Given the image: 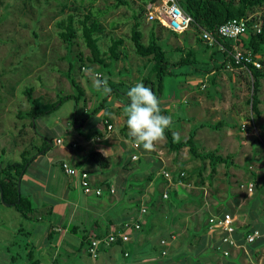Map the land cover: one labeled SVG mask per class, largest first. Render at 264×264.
I'll use <instances>...</instances> for the list:
<instances>
[{"label":"crops","instance_id":"0c3cea01","mask_svg":"<svg viewBox=\"0 0 264 264\" xmlns=\"http://www.w3.org/2000/svg\"><path fill=\"white\" fill-rule=\"evenodd\" d=\"M150 33L158 38L160 46L163 44L161 47L165 53L167 49H171L179 52L180 57L192 56L193 50L197 47L196 39L187 38L186 31L174 33L160 24L151 25L147 29V42ZM160 35H163V39ZM182 35L184 36L181 37ZM169 37L175 38V45L167 42ZM180 57L174 61L171 57L168 59L172 61L171 63H176ZM142 70H146L148 77H142L140 82L145 78L154 77L151 72L152 63L148 60L142 65ZM203 76L206 78L208 75L195 73L193 67L187 69L181 73L179 82V87L184 90L182 99L179 102L175 99H166L163 107L159 104L160 109L167 112L168 116L177 118V124H180L181 129L187 126L190 118L195 117L196 108L203 102L192 89V86L196 87L198 83L205 81ZM111 92L114 94V91ZM112 93L108 94V97L110 102L115 103L112 100ZM129 102V98L125 100L127 105ZM181 104L187 105V121L176 116ZM100 109L102 119L92 130L85 131V126L90 124H78L74 119L72 124H56L58 135L54 138L42 134L35 136L32 133L39 141L38 144L37 142L32 144L40 145L41 138L55 141L53 140L43 155L37 156L30 163L18 180L19 193L31 201L32 212L24 217L13 206L3 204L0 199V264H264L263 165L260 164L258 169H253L250 175H246L235 162L237 158H233L232 166L226 168L220 164L216 166L212 176L209 175V169H206L205 176L208 178L202 180L197 195L193 196V200L195 198L198 200L196 202L190 200L194 207L189 206L184 210L183 219H177L175 214L163 216L164 219H161L159 214L165 204L154 201L156 189L152 183V173L141 174L139 167L129 165L130 162H139L140 154L137 151L142 147L134 149L133 138L130 142L121 137L119 131L123 129L128 131L124 113L120 112L118 104L110 103L108 108L101 105ZM107 125L112 127L111 130L106 129ZM220 126L222 127V124ZM97 137L100 138L99 141L96 140ZM122 145L131 146L133 149L126 151ZM215 149L217 148L213 150ZM92 153L107 159L108 167L105 169L99 167L92 158ZM152 153L163 166L160 154L154 151ZM125 154L126 161L123 160L122 163V155ZM133 154L138 155V160L131 159ZM228 154L236 156L233 153ZM222 155L227 153L221 152L220 156ZM61 162H67L88 172L92 185L102 189L101 195L84 194L77 182L59 169ZM162 172L164 170L159 175H162ZM180 173L182 172L178 169V174ZM177 175H172L174 177L172 182L165 180L163 186L159 188L160 200L169 198L168 194L167 198H162V194L167 193L169 186L177 192L180 186L190 187L183 185L181 180L178 181ZM142 181V184L138 183ZM249 183L254 185L251 192L247 191ZM111 187L114 189L112 195L108 193ZM116 187L123 191L131 189L137 194L136 198L127 200L132 206L123 208L119 213L114 210L115 205L122 201L118 190L116 195ZM180 196L176 194L180 199L179 203H182L183 198ZM136 202L140 206L134 210L132 207ZM147 206H150L151 211ZM141 210L145 212L142 214ZM225 212L235 219L236 232L233 237L237 244L236 247L222 246L228 249L227 256H223L216 249L218 236L210 234L206 225L208 217ZM200 213L206 215L205 219H201ZM178 222L181 223V229L176 236L174 235L176 232H173L169 234V239L165 237L154 239L159 230L165 229L167 225L169 227L168 223H172L176 230ZM124 223H137L140 228L129 232L126 243L100 248L97 257L93 258L87 250L88 242L120 230ZM252 230H258L260 236L254 242L246 243L245 235ZM161 241H165V245L160 244ZM163 250L164 256L161 255Z\"/></svg>","mask_w":264,"mask_h":264},{"label":"rangeland","instance_id":"374dc122","mask_svg":"<svg viewBox=\"0 0 264 264\" xmlns=\"http://www.w3.org/2000/svg\"><path fill=\"white\" fill-rule=\"evenodd\" d=\"M72 1L0 0V167L19 162L23 149L28 148L32 143H39L36 135L33 136L31 132L32 129L29 126L31 120L21 116L30 107L23 92L25 88H32V96L36 99L40 109L43 105L60 100L64 95H75L76 90L66 78V72L71 66L72 77L83 89L84 99H91L84 103L80 99L77 105L72 99L60 101L59 106L53 111L36 118L34 125L37 134L54 138L58 135L56 124H72L74 119L78 124H90V126H85V131L92 130L94 125L100 123L102 119V117L100 118L101 105L108 108L110 103L118 104L120 112L124 113V108L127 106L125 100L128 99L127 91L137 83H141L142 77H148L146 70H142V65L146 63L147 59H142L134 54L132 43L129 41L130 29L135 21L134 16H137L139 10L142 9V18L138 17L137 21L140 24V31H142L141 40L144 43L147 42V29L152 22H147L145 14L148 6L151 9H157L161 0H126L127 5L117 8H110L112 0H94L93 3L89 0H78V3L74 5ZM74 8L77 9V12L73 11ZM87 10L93 13L102 28L99 41L101 49L106 50L109 38L122 37L125 41L121 52L125 58L121 57L112 63L106 58L105 62H110V64L107 63L109 66L101 67L96 63L87 62L90 53L80 38L77 37L70 47L58 38L54 26L55 20L73 12L77 17H80L86 14ZM262 13H264V6L256 8L251 16H259ZM186 34L187 38L197 39L196 31L192 27L186 30ZM160 37L163 39V35ZM242 38L246 37L243 35ZM167 42L175 45V38L169 37ZM196 46L193 50L195 59L193 64L174 68L171 70V75L163 77L160 105H164L166 99H175L178 102L182 99L184 90L179 87V82L181 73L187 69L195 67L205 70L214 65L218 71L214 73L213 77L206 76L207 80L203 76L205 81H202L201 84L198 83L197 86L195 85L196 87L192 86L196 96L203 101L196 108L195 117L190 118L187 126L181 129L180 124H177V118L171 116L173 123L168 130L176 141H180L185 140L189 131L197 124L206 122L214 124L220 121L222 127H218L217 130L204 127L196 131L194 143L198 151L207 152L217 148L215 153L219 155L221 152L227 153V155L233 153L236 156L231 155L232 159L237 158L234 161L239 164L244 174L250 175V171L258 169L260 164L264 166V80L262 79L260 82L259 115L256 116L251 113L250 105L247 102L250 96L248 72L242 67H232L229 63L225 69L219 68L218 63H215L221 59L219 54L216 55L214 64H212L208 59L210 49H206L205 46L198 43ZM166 53L167 58L171 57L173 61L180 57L179 52H174L171 49H167ZM257 59L263 62L260 69H264V50L257 55ZM94 74H99L101 78H107L108 87H112L111 91H114L115 94L111 92L112 100L115 103L110 102L108 94L97 91L93 87L92 77ZM150 81L156 85L154 77H151ZM146 86L149 87V85ZM93 95L95 97H92ZM186 107V104H181L176 116L187 121ZM86 112H88L87 118L84 115ZM250 119L260 130L258 136H244L239 129L241 123H246ZM42 127L45 128L42 129ZM63 127L69 128L65 125ZM119 132L125 141L132 142V137L127 130L123 129ZM122 147L126 151L133 149L128 145H122ZM137 152L140 154L139 162H130L129 165L139 167L141 174L142 172L152 173V183L156 189L154 201L157 200L159 203L165 204L159 218L164 219L163 216L175 214L177 219H183L184 210L189 206L194 207L193 202L198 200L196 198L193 200V196L197 195L202 180L208 178L205 176L206 169H209L207 162L193 157L186 148L178 152L169 151L165 145V139L158 142L154 150L160 154L163 166L159 164L157 157L152 153L153 151L148 152L141 148ZM126 156L127 154L122 155V163L123 160L126 161ZM173 158L174 160H172ZM178 169L184 173L181 183L190 187L177 186L179 188L177 192L169 186L167 189L169 198L160 200L158 198L159 188L166 180L159 175L160 172L164 170L171 176H176ZM138 183L142 184L143 181ZM117 190L122 201L117 206L115 205L114 210L119 213L123 208L132 206L127 200L136 198L137 194L131 189L123 191L116 187V195ZM170 191H174L175 194ZM177 193L183 198L182 203H179L180 199L176 197ZM139 206V203L136 202L133 203L132 208L135 210ZM147 209L151 211L150 206H147ZM199 216L201 219L206 217L204 213H200ZM178 223L176 230L172 223H168L169 227L167 225L165 229L159 230L154 239L158 240L160 237L169 239V234L173 232H176L174 234L176 236L178 230L181 229V223ZM161 255L164 256L162 253Z\"/></svg>","mask_w":264,"mask_h":264},{"label":"trees","instance_id":"16d2710c","mask_svg":"<svg viewBox=\"0 0 264 264\" xmlns=\"http://www.w3.org/2000/svg\"><path fill=\"white\" fill-rule=\"evenodd\" d=\"M89 1L91 3L94 2V0ZM72 2L74 5L78 3V0H73ZM177 3L179 7L192 19L190 27L196 31V43L205 46L206 49H210L211 52L209 53L208 59L212 62V64H214V58L216 55L219 54L221 59L215 62L218 63L219 68L225 69L227 63H229L232 67H243L248 72L250 77V96L247 102L250 105L251 113L256 116L259 115L258 106L260 104V100L258 92L260 89V82L262 79L264 80V69L255 67L251 62L246 63L242 61L241 63L236 64L231 56L232 46L227 40L215 37L216 43L209 46L201 40L200 33L201 30L214 33L219 25L230 19L245 18L250 16L247 32L244 34L246 38L243 39L242 36H240L236 41V45L239 47L243 56L249 57L251 61H256L260 65L263 64L261 60L257 59V55L264 50V13L259 16H251V13L256 8H262L264 6V0H177ZM125 5H127L126 0H112L110 8H117ZM73 11L77 12V9L74 8ZM74 12L66 14L64 17L55 20L54 26L56 28V34L63 43L70 47L72 42L77 37L80 38L90 53V58L87 59V62L96 63L101 67H108L109 65L107 63L110 64V62L112 63L118 61L121 57L125 58V55L121 52V48L123 47L125 41L122 37L109 38L106 50L103 51L99 45L102 28L100 27L97 18L94 17L93 13L89 10L86 11V14H83L80 17H77ZM142 12L143 10L140 9L137 16H134L135 21L130 29L129 41L132 43L135 55L140 58L147 59L150 63H152L151 72L153 73L154 80H156V85H154V82H151L149 78L143 79L141 83L149 85L159 99L163 89V77L171 75V70L174 68L183 65L190 66L195 62V59L193 58V55L184 56L180 57L176 63H171L167 58L165 51H163L162 47L158 44V38L154 37L153 33L149 34L148 42L143 43L141 40L142 32L140 31V24L137 21L138 17L142 18ZM254 23H258L260 26L259 33L252 29V25ZM158 24V21L154 20L151 25L155 26ZM106 58L110 62H105ZM193 69L197 74L209 75L212 73V76H214V73L218 71V68L214 65L205 70L195 67H193ZM71 70L72 67L69 66V69L66 72V78L68 79L70 85L76 90V94L64 95L60 98V100L52 104L43 105L42 109L38 107L36 99L32 96V88L24 89L23 92L30 104V107L23 115L21 114V116L31 120L29 126L34 135H38L34 125L36 118L53 111L59 106L60 101L72 99L76 104L80 99L83 100V103L86 101L84 99V91L72 77ZM161 115L168 116L167 112L162 109ZM87 116L88 115H86V117ZM219 126L220 122H216L214 124L199 123L191 129L185 140L180 141H176L172 133L167 129L165 132V145L171 152H178L181 149L186 148L193 157L207 162L209 166V175L212 176L215 173L216 166L220 164L224 165L226 168L232 166V157L230 154L220 156L215 153V150H213L214 152L198 151L194 143V136L196 131L200 128L209 127L211 129H217ZM52 143V139L41 138L40 145L30 144L28 148L21 151L20 162L10 163L5 167H0V192L2 203L13 206L14 209L24 217L32 212V204L28 198L21 196V194L17 192L18 180L25 173L26 168L30 165V163H32L37 156L43 155L46 150L50 148V144ZM91 156L99 167L103 169L108 167L109 162L107 159L102 158L96 153H92ZM177 177H179V174ZM170 192L175 194L174 191Z\"/></svg>","mask_w":264,"mask_h":264},{"label":"built area","instance_id":"2783aa9c","mask_svg":"<svg viewBox=\"0 0 264 264\" xmlns=\"http://www.w3.org/2000/svg\"><path fill=\"white\" fill-rule=\"evenodd\" d=\"M171 2L170 6H167V2ZM145 18L147 22H153L157 20L158 23L167 28L168 30L174 33H183L185 32L191 25L192 19L189 15H187L178 5L177 0H161V3L157 9H151L148 6L147 12L145 14ZM249 17L245 18H234L226 21L225 23L219 25L215 32H209L205 30H201L200 38L201 40L212 46L216 43L215 37L227 40L232 46V58L234 59L236 64L241 63L242 61L246 63H252L255 67L260 68V64L256 61H251L249 57L243 56L239 47L236 45V41L240 36H243L248 29V21ZM252 29L257 33L260 32V26L258 23H254L252 25ZM96 74H94L95 76ZM101 78V76H100ZM111 126L107 125L106 129L111 130ZM240 131L244 136H258L259 130L255 122L250 119L246 123L240 124ZM96 140H100L99 137ZM132 147L134 149H138L134 146V141L132 142ZM132 160H137L138 155L133 154L131 156ZM59 169L63 172L64 175L74 179L82 192L86 195L94 194L96 196L101 195L102 189L100 187H94L90 181L88 172L84 170H80L67 162H61L59 164ZM163 177L168 181L172 182L174 177L171 176L168 172H162ZM184 176L183 173L179 174L178 181L182 179ZM254 188L253 183L247 184V191L251 192ZM108 193L110 195L114 194V189L111 187L108 189ZM162 198H167V193L162 194ZM145 211L141 210L143 214ZM207 230L210 234H215L218 236V245L216 249L221 252L223 256L228 255V249L222 248L225 247H236V241L233 235L236 232V224L233 216L227 212L222 213L216 216H210L206 221ZM140 228L139 224H129L124 223L121 226L120 230L116 232H112L102 238L91 239L89 244L87 245V250L93 258H96L100 248H107L110 245L114 244H123L128 241V234L131 230H138ZM260 236V232L258 230H252L250 233L245 235V242L252 243ZM160 244L165 245V241H161ZM162 254H165V250L162 251Z\"/></svg>","mask_w":264,"mask_h":264},{"label":"clouds","instance_id":"9594fccd","mask_svg":"<svg viewBox=\"0 0 264 264\" xmlns=\"http://www.w3.org/2000/svg\"><path fill=\"white\" fill-rule=\"evenodd\" d=\"M93 87L97 91L109 94L107 78L99 74L92 77ZM129 104L124 108L126 127L136 148L151 152L158 142L164 140L165 132L172 125V117L161 115L160 100L152 89L143 83H137L127 91Z\"/></svg>","mask_w":264,"mask_h":264},{"label":"water","instance_id":"95a60500","mask_svg":"<svg viewBox=\"0 0 264 264\" xmlns=\"http://www.w3.org/2000/svg\"><path fill=\"white\" fill-rule=\"evenodd\" d=\"M171 2H167V6H170ZM17 192L19 193V181H18V186H17ZM0 199H1V192H0ZM2 200V199H1Z\"/></svg>","mask_w":264,"mask_h":264}]
</instances>
